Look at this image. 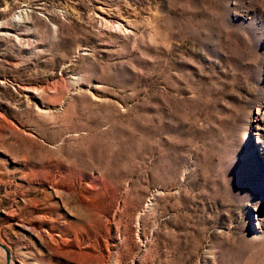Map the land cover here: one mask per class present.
<instances>
[{
    "label": "rangeland",
    "instance_id": "1",
    "mask_svg": "<svg viewBox=\"0 0 264 264\" xmlns=\"http://www.w3.org/2000/svg\"><path fill=\"white\" fill-rule=\"evenodd\" d=\"M0 264H264V0H0Z\"/></svg>",
    "mask_w": 264,
    "mask_h": 264
},
{
    "label": "water",
    "instance_id": "2",
    "mask_svg": "<svg viewBox=\"0 0 264 264\" xmlns=\"http://www.w3.org/2000/svg\"><path fill=\"white\" fill-rule=\"evenodd\" d=\"M1 246V245H0Z\"/></svg>",
    "mask_w": 264,
    "mask_h": 264
}]
</instances>
